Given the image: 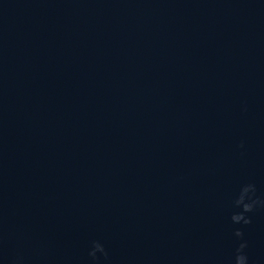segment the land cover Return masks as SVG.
I'll use <instances>...</instances> for the list:
<instances>
[{"label":"water","instance_id":"water-1","mask_svg":"<svg viewBox=\"0 0 264 264\" xmlns=\"http://www.w3.org/2000/svg\"><path fill=\"white\" fill-rule=\"evenodd\" d=\"M264 0H0V264H264Z\"/></svg>","mask_w":264,"mask_h":264},{"label":"clouds","instance_id":"clouds-1","mask_svg":"<svg viewBox=\"0 0 264 264\" xmlns=\"http://www.w3.org/2000/svg\"><path fill=\"white\" fill-rule=\"evenodd\" d=\"M234 207L239 208V212H234L230 216L233 225L247 226L251 224L250 214L258 207H264V199L257 196V188L254 184L248 183L242 185L239 189V195L234 200ZM235 239L239 241L236 248L233 264H250L246 249L247 241L244 238V232L237 228L233 233ZM89 264H101V258L108 259V253L104 245L99 241H93L88 250Z\"/></svg>","mask_w":264,"mask_h":264}]
</instances>
